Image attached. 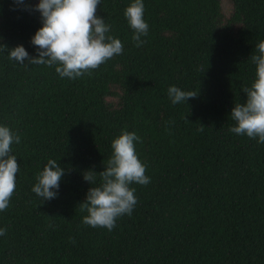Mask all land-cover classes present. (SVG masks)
I'll use <instances>...</instances> for the list:
<instances>
[{
	"label": "trees",
	"instance_id": "1",
	"mask_svg": "<svg viewBox=\"0 0 264 264\" xmlns=\"http://www.w3.org/2000/svg\"><path fill=\"white\" fill-rule=\"evenodd\" d=\"M132 2L100 0L97 15L124 51L90 74L61 78L56 66L0 53V125L21 138L11 146L19 171L0 212V264H264V143L229 130L256 78L264 0H143L149 30L139 47L124 15ZM40 27L38 11L0 0V43L36 56ZM170 86L198 96L174 105ZM124 131L140 137L151 182L130 185L137 204L112 231L93 228L79 204L100 181L82 174L104 170ZM49 159L65 175L43 202L32 187Z\"/></svg>",
	"mask_w": 264,
	"mask_h": 264
},
{
	"label": "clouds",
	"instance_id": "2",
	"mask_svg": "<svg viewBox=\"0 0 264 264\" xmlns=\"http://www.w3.org/2000/svg\"><path fill=\"white\" fill-rule=\"evenodd\" d=\"M14 2L23 5L25 10L38 11L42 22V27L31 38L36 56H31L22 45L9 48L0 43V53H7L10 60L20 65L56 66L55 71L61 78L75 79L90 74L124 51L121 40L109 35L110 25L97 15L100 0H39L34 7L24 4V0ZM144 12L143 0H134L124 12L137 47L146 42L141 37L148 35L149 25L144 20ZM255 47L256 53L250 58L256 65V78L251 87H242L247 99L244 103L234 104L230 116L235 126L229 130L264 143V41ZM168 96L175 105L195 99L198 93L170 86ZM203 129L201 125L197 131ZM20 139L8 126L0 125V212L7 210L16 189L19 164L17 157L11 154V146L19 144ZM139 140L135 132H122L112 141L113 153L104 170L83 172V179L90 185L97 183V176L100 181L98 186L89 187L85 200L79 204L80 210L88 213L83 218L84 224L112 231L118 218L132 214L137 198L136 189L130 185L146 186L151 182L145 174L146 165L136 153L134 142ZM64 175L65 168L57 160L49 159L38 174V182L32 191L43 202L51 201L58 197ZM6 231V228H0V236Z\"/></svg>",
	"mask_w": 264,
	"mask_h": 264
}]
</instances>
